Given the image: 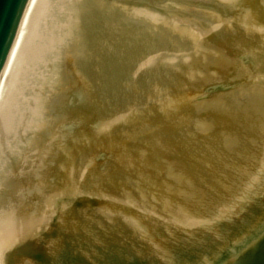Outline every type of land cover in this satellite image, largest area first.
<instances>
[{
	"label": "water",
	"instance_id": "obj_1",
	"mask_svg": "<svg viewBox=\"0 0 264 264\" xmlns=\"http://www.w3.org/2000/svg\"><path fill=\"white\" fill-rule=\"evenodd\" d=\"M243 1L101 0L1 238L6 264H33L20 256L36 253L32 246L51 233L53 216L51 227L63 232L49 246L55 253H91L100 264H165L135 245H158V231L143 234L156 226L145 225L147 213L185 224L173 229H182L180 237L155 246L182 257L166 264H264V213L253 209L210 230L186 223L205 218L190 214L189 197L203 202L246 189L254 198L264 187V124L260 134L248 127L264 119V7L254 12L257 5ZM28 2L0 0V77ZM244 47L250 51L237 52ZM100 189L112 194L99 193L98 202ZM109 238L118 242L104 250Z\"/></svg>",
	"mask_w": 264,
	"mask_h": 264
},
{
	"label": "bare ground",
	"instance_id": "obj_2",
	"mask_svg": "<svg viewBox=\"0 0 264 264\" xmlns=\"http://www.w3.org/2000/svg\"><path fill=\"white\" fill-rule=\"evenodd\" d=\"M43 1L47 0L31 1L15 43L14 51L0 81V149H8L9 151L6 155L4 152L0 151V264H6L5 247L1 238L42 143L41 134L46 132L48 128V125L41 123L40 125L42 126V131H40L37 129V126H39L36 124L37 121L33 120L32 122H29V119L27 122L22 121V117L25 113L33 115L31 118L35 119V108L32 109V106L30 105V108L32 109H29L30 112L29 110L23 112L20 108L23 101L27 100V96H25L26 94H21L22 87L20 84L22 80L27 79V82H31V80H33L38 83L39 80H42L45 77V74L41 72L38 76L39 80L35 77L30 79L31 76L22 78L21 80V72L19 73V71H16L13 75L14 67L17 63L20 64V61L22 60L24 49L26 48V53L28 54L32 55L35 53V46L37 43L34 41L38 42L40 38L35 35L29 38L32 33L30 32L32 27L31 22L34 20L35 11ZM72 2L73 5L69 1L66 2L68 3V5H66L64 0L57 1V5L62 13L63 11L64 13L68 11L65 18H63V16H59L58 22H64L60 23V25H63L62 29L59 30L61 32V38L58 39V41L53 40L52 43H50L48 39L47 41L44 39V43L42 41L43 44L41 45V48L40 46L37 47L40 48V54H36V56H39L36 59L44 61V57L47 55L48 58L60 59L62 53H51V47H54L55 45L58 47L60 45H68L75 35H80L82 29L84 30L87 26L82 19L86 20V18H88L93 21L101 0H94L91 8L88 11L83 12V5L87 3H81V0H72ZM37 28L38 32H40V27L36 26V30ZM65 33H67L66 36ZM42 46H44V48ZM33 58L34 57L31 56L30 60L26 57L24 59L27 63V69H25V72L28 74L30 70L36 66V63H32L31 61ZM28 66L30 68H28ZM49 87L50 84H47L45 89ZM17 106L19 107L14 110V107L16 108ZM18 130L19 133L22 132L25 136L22 137V139H20L21 136L19 139L16 138L18 139L17 142H15L16 140L12 141L11 134L14 133V131L17 133ZM35 130L42 132L40 135L36 133L40 138H35L33 141H30V135L33 134Z\"/></svg>",
	"mask_w": 264,
	"mask_h": 264
},
{
	"label": "rangeland",
	"instance_id": "obj_3",
	"mask_svg": "<svg viewBox=\"0 0 264 264\" xmlns=\"http://www.w3.org/2000/svg\"><path fill=\"white\" fill-rule=\"evenodd\" d=\"M57 1L58 0L43 1L38 6V9L35 11L34 20L31 22L32 27L30 29V32L32 33L29 36L30 38L33 35H35L36 37L40 38L38 42L34 41L35 43H37L35 46V53L32 55L28 54L26 53V48H25L23 51L24 54L22 60L20 61V64L17 63V65L14 67L13 70V75L15 74L16 71H19V73L21 72L20 73L21 80L22 78H26L28 76L29 77L31 76L30 79H32V77L38 79V76L40 75L41 72L45 74V77L42 80L38 79L39 80L38 83L33 80H31V82H27V79H23L20 84V86L22 87V90L20 89L21 94H26L25 96H27V100H24L23 103L21 104L20 107L22 109L21 111L23 112L28 111L29 109H31L30 105L32 106V109L35 108L34 109L35 119L31 118L33 115L25 113L24 116L22 117V121L27 122L28 119L29 122H32L33 120L37 121L36 124L39 125L37 126V129H39L40 131H42L41 128L42 126L40 125L41 123L48 126L50 124V121L53 117V114L58 105L60 97L66 86V83L71 74L73 66L76 62L81 47L87 36L89 28L92 24L91 21L92 19L86 18L87 21L82 19V21L86 23L87 26L85 27L84 30L82 29L80 35H75L68 45H60L59 47L55 45L54 47H51L52 50L51 53H58V54L62 53L60 59L48 58V55L44 57V61L36 59L37 57H39L36 56V54L38 55L40 54L39 50L41 48V45L44 43V39L46 41L48 39V41L52 43L53 40L58 41V39L61 38V32L59 30L62 29L63 25H60V23H64V22H58L59 16H63V18H65L68 11L65 13L63 11L62 13L59 6L57 5ZM67 1H69L73 5L72 0H64L65 3ZM92 2H94V0H81V3H87L83 5L82 12L88 11L92 6ZM66 5H68V3H66ZM36 26L40 27L41 29L40 32H38V28L36 30ZM66 35L67 33H65V36ZM38 46H40V48H37ZM42 47L44 48V46ZM31 56L34 57L33 60L31 61L32 63H36V66H34L33 69L30 70L28 74L25 72V69H27L26 67L27 63L24 61V59L26 57L28 60H30ZM28 68L30 67L28 66ZM47 84H50V87L45 89V86ZM18 107L19 106H17L16 108L14 107V110L17 109ZM40 131L35 130V132L30 135L31 137L30 141H33V139L35 138H40L36 134L38 133L40 135V133H42ZM45 133L46 132H43L41 134L42 137L41 140H43ZM24 136L25 135L22 134V132L19 133V130L17 133H15L14 131V133L11 134L12 141L16 140L15 142H17L19 137L20 139H22V137ZM0 151L4 152L5 155L8 154L9 152L8 149L7 150L0 149Z\"/></svg>",
	"mask_w": 264,
	"mask_h": 264
}]
</instances>
